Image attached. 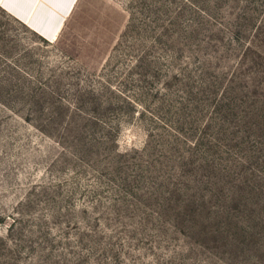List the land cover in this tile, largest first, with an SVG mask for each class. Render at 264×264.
Returning <instances> with one entry per match:
<instances>
[{"label": "rangeland", "instance_id": "rangeland-1", "mask_svg": "<svg viewBox=\"0 0 264 264\" xmlns=\"http://www.w3.org/2000/svg\"><path fill=\"white\" fill-rule=\"evenodd\" d=\"M14 13L0 264H264V0Z\"/></svg>", "mask_w": 264, "mask_h": 264}, {"label": "bare ground", "instance_id": "bare-ground-1", "mask_svg": "<svg viewBox=\"0 0 264 264\" xmlns=\"http://www.w3.org/2000/svg\"><path fill=\"white\" fill-rule=\"evenodd\" d=\"M73 2L74 0H0V3L8 7L9 11L13 12L14 10V14L18 17H28L27 22H31L30 19L33 18L34 23L39 24L37 28L43 33L53 30L55 33L50 32L51 36H54L59 31L62 23L60 18L55 21L57 14L63 15L66 13Z\"/></svg>", "mask_w": 264, "mask_h": 264}]
</instances>
